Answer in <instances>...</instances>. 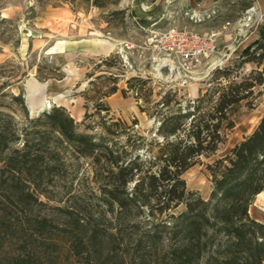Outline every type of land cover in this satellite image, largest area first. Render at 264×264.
<instances>
[{
	"label": "trees",
	"instance_id": "obj_1",
	"mask_svg": "<svg viewBox=\"0 0 264 264\" xmlns=\"http://www.w3.org/2000/svg\"><path fill=\"white\" fill-rule=\"evenodd\" d=\"M57 1V6L75 12L93 8L108 12L121 0ZM1 8L0 1V25L10 23L1 18ZM115 60L110 55L94 63V71L104 67L107 77L87 74L88 88L79 94L85 111L80 123L66 108L55 105L31 117L23 90L2 92L12 84L1 82L0 264H53L47 250L58 242L67 245L72 257L93 256L100 239L108 244L115 238L122 244L126 241L120 236L134 212L144 214L148 226L128 238L133 255L149 248L161 264H264V223L249 215L253 199L264 190V115L248 136L206 165L211 182L207 200L187 190L183 179L201 158L213 156L234 128L228 111L242 102L251 106L260 95L264 24L236 61L213 70L207 87L194 98L178 97L170 89L154 99L150 78L139 75L125 79V88L119 90L120 74L110 70L122 62ZM4 68L5 63L0 64V71ZM39 73L38 67V80ZM102 78L111 82L106 91L95 87ZM118 91L123 98L130 95L139 112L153 121L147 135L136 130V120L128 124L110 115L106 99ZM84 165L83 178L95 186L98 216L112 217L111 232L103 230L102 236L96 224L79 218L71 190L68 200L74 202L51 208L67 217L66 226L21 209L30 201L45 205L39 198L49 199L59 179L79 180L78 170ZM179 207L182 210L173 214ZM137 257L144 261L143 255Z\"/></svg>",
	"mask_w": 264,
	"mask_h": 264
},
{
	"label": "rangeland",
	"instance_id": "obj_2",
	"mask_svg": "<svg viewBox=\"0 0 264 264\" xmlns=\"http://www.w3.org/2000/svg\"><path fill=\"white\" fill-rule=\"evenodd\" d=\"M0 1L1 18L10 22L0 25V64L5 63V68L0 71L4 73V79H0V84L3 80L12 84L2 92L17 94L20 87L24 96L28 91L29 98L30 91L26 90L27 81L33 84L31 90L37 83L44 84V88L36 97V99L43 98V106L36 112L30 108L29 115L35 117L53 105L63 106L77 123L81 122L85 112L84 100L79 94L88 88L87 74L95 72L94 63H99V60L113 55L117 61L122 62L121 66H116L117 69L110 70L112 73L120 74L119 90L125 88V79L139 75L142 78H150L154 99L157 98V93L170 89L177 91L178 97L194 98L207 87L213 70L217 67L229 66L236 61L240 52L257 38L259 27L264 24V0H121L117 5L111 6L108 12L95 8L86 12L78 11L76 13L81 14L79 19L74 18L73 15L52 19L47 11L62 6H57V0ZM111 12L115 13L110 15ZM172 26H190L200 33H215L217 36L215 57L191 74H184L176 69L170 72L167 68L149 63L141 47L154 34ZM80 39L106 40L112 43L114 48L108 54L96 49L85 52L74 43ZM125 45L130 46V49L125 50ZM48 55L52 56L50 63ZM123 59L126 62H123ZM115 61L113 63H116ZM38 67L41 79L47 76L51 78L38 80ZM105 70L104 67L98 69L99 72H95L96 76L107 77ZM18 79L20 81L15 83ZM109 86H111L110 80L102 78L96 81L95 87L97 90L106 91ZM106 101L112 117L124 120L128 124L136 120V130L141 135H147V131L153 127V121L139 112L135 100L130 95L123 98L118 91ZM5 102L10 103L9 99H5ZM228 114L234 122V128L227 132L223 144L213 156L201 158L199 164L183 175L187 190L197 191L204 200L208 199L211 191L206 165L227 154L236 143L248 136L255 128L264 115V86L251 106L246 105L245 102L239 103L233 106ZM80 129L82 130V127ZM86 171V166H82L78 170L79 180H74L72 183L65 179L57 180L48 193L49 199L39 198V201L45 205L38 206L30 201L29 205L21 209L27 213L31 212L35 217H48L60 226H66L67 217L51 208H63L75 201L80 211V219L85 218L84 221L96 224L97 228L102 230V236L105 233L103 230L111 232L108 224L112 217L107 213L104 217L98 216L99 209L93 195L95 186L90 179L83 178ZM69 190L76 197L74 201L68 200ZM181 210L182 207H179L173 211V214ZM249 215L264 221V190L253 199L249 207ZM127 220L131 223L124 227L125 231L120 236L126 240L123 244L119 238H115L111 244L100 239L96 241L97 251L93 256L88 257L83 254L81 258H75L68 252L64 242H58L57 246L47 250L50 262L52 261L53 264H161L155 256L154 249L147 248L133 255V247L126 244L128 238H135L139 231L147 228L148 223L144 222L145 215H137L134 212ZM130 224H135L139 228H132ZM17 235L19 237L24 235L28 239L23 232H18ZM5 249L10 250L7 247ZM138 255L144 256L142 263Z\"/></svg>",
	"mask_w": 264,
	"mask_h": 264
},
{
	"label": "built area",
	"instance_id": "obj_3",
	"mask_svg": "<svg viewBox=\"0 0 264 264\" xmlns=\"http://www.w3.org/2000/svg\"><path fill=\"white\" fill-rule=\"evenodd\" d=\"M124 48L129 50L130 46L125 45ZM141 50L151 64L167 68L170 72L176 69L191 74L215 57L217 36L215 33H200L190 26H172L154 34ZM51 59L52 56L48 55L49 63Z\"/></svg>",
	"mask_w": 264,
	"mask_h": 264
},
{
	"label": "crops",
	"instance_id": "obj_4",
	"mask_svg": "<svg viewBox=\"0 0 264 264\" xmlns=\"http://www.w3.org/2000/svg\"><path fill=\"white\" fill-rule=\"evenodd\" d=\"M47 13L50 14L52 19H55L59 16H65V15H71V16L73 15L74 18L79 19L80 15H81L80 13L77 14L75 11H72L71 9H69V7L66 5H62L61 7L52 8L50 11H47ZM78 31H79V28H78ZM74 43L77 45L76 47L83 49L85 52L96 49V50H101L105 54H108L114 48V45L112 43H110L106 40L104 41V40H99V39H80L78 41H75ZM32 85L33 84H31V83L29 84L28 81L26 82V90L29 89V91H30L29 98H28V91L26 93L27 94L26 95L27 96L26 102H27V105L29 106V108H33L34 111L36 112L43 106L42 105L43 104L42 103L43 98H40V99L37 98L36 99V97H37L39 91L44 88V84L37 83L35 85L34 89L31 90ZM46 85L48 86V84H46ZM253 219H255V218H253ZM255 220L258 222L264 223V221H260L257 219H255Z\"/></svg>",
	"mask_w": 264,
	"mask_h": 264
},
{
	"label": "water",
	"instance_id": "obj_5",
	"mask_svg": "<svg viewBox=\"0 0 264 264\" xmlns=\"http://www.w3.org/2000/svg\"><path fill=\"white\" fill-rule=\"evenodd\" d=\"M34 80H35V79H34ZM35 81H36V80H35ZM26 97H27V96L25 95V96H24L25 104H26L27 109L30 110V108H29V106L27 105V102H26ZM30 116L32 117V114H30Z\"/></svg>",
	"mask_w": 264,
	"mask_h": 264
},
{
	"label": "bare ground",
	"instance_id": "obj_6",
	"mask_svg": "<svg viewBox=\"0 0 264 264\" xmlns=\"http://www.w3.org/2000/svg\"><path fill=\"white\" fill-rule=\"evenodd\" d=\"M2 16H4V15H2ZM216 65V64H215ZM213 66V65H212ZM46 106H48V107H50L49 105H46Z\"/></svg>",
	"mask_w": 264,
	"mask_h": 264
}]
</instances>
